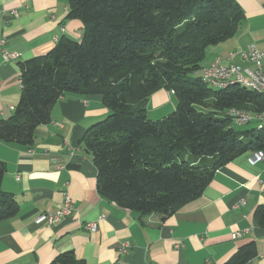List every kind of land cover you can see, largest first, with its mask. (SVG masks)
I'll return each mask as SVG.
<instances>
[{
  "label": "trees",
  "instance_id": "16d2710c",
  "mask_svg": "<svg viewBox=\"0 0 264 264\" xmlns=\"http://www.w3.org/2000/svg\"><path fill=\"white\" fill-rule=\"evenodd\" d=\"M68 6V18L83 24L82 38L62 36L48 53L19 62L21 97L9 118L0 117V141L32 146L63 95H101L109 114L80 140L97 168L100 195L164 219L201 196L218 169L264 151V125L239 131L228 115L232 108L263 113L264 94L239 84L211 87L197 75L207 49L242 24L236 0H68ZM161 89L174 93L177 106L153 120L148 102ZM5 174L0 159V186ZM19 211L14 195L0 189V220ZM254 217L264 229V203ZM257 255L251 241L225 264ZM51 264L85 262L66 251Z\"/></svg>",
  "mask_w": 264,
  "mask_h": 264
},
{
  "label": "crops",
  "instance_id": "0c3cea01",
  "mask_svg": "<svg viewBox=\"0 0 264 264\" xmlns=\"http://www.w3.org/2000/svg\"><path fill=\"white\" fill-rule=\"evenodd\" d=\"M236 1L245 18L233 37L207 49L202 70L251 45L264 51V0ZM0 9L4 48L20 54L4 62L0 51V117L9 118L21 97L19 62L48 53L62 36L80 40L83 24L68 18V0H0ZM233 61L249 64L239 57ZM176 106L174 93L158 90L148 116L160 119ZM108 114L101 95L67 93L54 105L51 122L37 128L32 146L0 141L6 163L0 189L20 204L16 216L0 220V264H51L66 251L85 264H118L124 242L131 245L126 264H225L251 241L258 255L246 264H264V229L254 217L264 203V164H252L253 152L218 169L201 196L167 218L141 216L100 195L97 168L80 145L85 131ZM65 192L74 214L53 225L37 224L42 213L59 209ZM242 199L245 204L236 207ZM87 222H96L97 231L87 230Z\"/></svg>",
  "mask_w": 264,
  "mask_h": 264
},
{
  "label": "built area",
  "instance_id": "2783aa9c",
  "mask_svg": "<svg viewBox=\"0 0 264 264\" xmlns=\"http://www.w3.org/2000/svg\"><path fill=\"white\" fill-rule=\"evenodd\" d=\"M3 10L0 9V16L3 14ZM11 13L15 16L18 15L17 10L13 9ZM1 32V27H0ZM5 39L0 34V51L1 57L4 62L17 61L20 58V54L13 51H8L4 48ZM239 57L242 61H246L248 65H240L233 60ZM200 74H206L210 81L213 83H219L226 79H241L255 81L264 86V51H259L255 46H249L247 51L231 52L227 58L217 57L211 62V65L205 67V69L197 72ZM233 114V123L235 125H248L253 122L258 125H264V121H256L247 115L239 114L236 109ZM60 125V124H59ZM252 164H264V151L253 152L251 158ZM245 200L242 199L236 207L243 206ZM74 214V203L68 192L64 193V201L56 212H44L37 219V224L53 225L58 223L63 217L72 216ZM87 230L95 232L98 229L96 222H87L85 224ZM234 238L240 236V232L234 233ZM180 246V245H179ZM131 245L128 242L121 244L119 248L118 264H126V256L130 252Z\"/></svg>",
  "mask_w": 264,
  "mask_h": 264
},
{
  "label": "bare ground",
  "instance_id": "6f19581e",
  "mask_svg": "<svg viewBox=\"0 0 264 264\" xmlns=\"http://www.w3.org/2000/svg\"><path fill=\"white\" fill-rule=\"evenodd\" d=\"M202 77H203L204 82L211 87L226 88L232 84H239L240 86L246 87V88H248L252 91H255L257 93L264 94V86L261 85L260 83H255V81L241 80V79H226V80H223L219 83H213L210 81L209 77L206 74H202ZM236 109L239 111V114H241V115H247L249 117H252V119H254V120L264 121V112L261 114H258V115H253V114L249 113L248 111L238 109V108H232L228 111V115L230 117H232V119H233L232 113H234Z\"/></svg>",
  "mask_w": 264,
  "mask_h": 264
},
{
  "label": "rangeland",
  "instance_id": "374dc122",
  "mask_svg": "<svg viewBox=\"0 0 264 264\" xmlns=\"http://www.w3.org/2000/svg\"><path fill=\"white\" fill-rule=\"evenodd\" d=\"M256 121H257V120H256ZM257 125H258L257 123L253 122V123L248 124V125H241V126H239V125H234V126H235V128H236L237 130H239V131H243V130H247V129H252V128L256 127Z\"/></svg>",
  "mask_w": 264,
  "mask_h": 264
}]
</instances>
